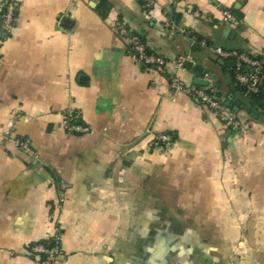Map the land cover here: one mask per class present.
I'll use <instances>...</instances> for the list:
<instances>
[{"label": "crops", "instance_id": "obj_1", "mask_svg": "<svg viewBox=\"0 0 264 264\" xmlns=\"http://www.w3.org/2000/svg\"><path fill=\"white\" fill-rule=\"evenodd\" d=\"M152 1L0 0L16 11L0 28V264H39L31 248L46 242L57 264H264V112L246 113L212 52H262L264 0ZM117 24L167 75L130 57ZM201 74L243 107L241 130L170 91L168 75ZM67 111L89 133L68 135ZM161 134L175 140L157 147Z\"/></svg>", "mask_w": 264, "mask_h": 264}, {"label": "built area", "instance_id": "obj_2", "mask_svg": "<svg viewBox=\"0 0 264 264\" xmlns=\"http://www.w3.org/2000/svg\"><path fill=\"white\" fill-rule=\"evenodd\" d=\"M144 2L146 3L145 9L148 12L153 7V1L144 0ZM2 8L5 9V13L3 15L0 14V28L7 32L13 25L15 9L12 4L7 3L1 6L0 12ZM221 21L230 27H235L239 23L237 18L227 10L222 12ZM165 27L167 28V24ZM115 32L130 46L129 55L135 62L144 65L146 69L155 71L160 75H167V65L169 63L156 54H147V47L141 43L138 35L132 33L121 24L115 26ZM194 41L196 42L195 38ZM212 52L221 60H233L234 80L236 83L243 86L247 93L256 95L261 89H264V50L257 55L247 52L240 53L238 51L224 50L221 48H214ZM173 65L177 69H181L184 66V61L178 60L173 62ZM167 79L171 92L187 95L199 108L214 114L226 128H230L234 131L241 130L242 123L238 113L227 108L220 98L209 92L208 86L206 88L195 85L186 86L175 76L168 75ZM202 80L207 81L209 84L211 78L205 75ZM61 127L71 136H82L89 133V128L81 122L79 116L73 111H67L64 114ZM153 141L157 147H168L173 143L170 136L167 134L158 135ZM14 143L17 148L24 153L31 156L34 155L33 148L28 139L15 138ZM31 254L37 258L39 264H57V258L61 255V251L58 247L50 249L43 245H36L31 248ZM42 256L44 257L43 259Z\"/></svg>", "mask_w": 264, "mask_h": 264}, {"label": "trees", "instance_id": "obj_3", "mask_svg": "<svg viewBox=\"0 0 264 264\" xmlns=\"http://www.w3.org/2000/svg\"><path fill=\"white\" fill-rule=\"evenodd\" d=\"M138 2H139V5L141 6V8L143 9V11H145L146 10L145 9V4L146 3L144 2V0H138ZM228 11L230 13H232L237 18L238 21H240L242 19V15H241V13L239 11H236L234 9H231V10H228ZM4 13H5V9L2 8L1 15H3ZM15 16H16V11L14 12V16L13 17H15ZM177 20H178V18L175 17V22ZM138 37H139L141 43L146 46V43H145L144 39L142 38V36L138 35ZM201 42H202V39L199 38V37H196V46L195 47H197V45H200ZM129 51H130V46H129ZM146 52H147V54H152L151 50L148 49V48H147ZM238 52L241 53V51H238ZM222 61H223L224 71L230 76V78L232 80L233 88L237 92H239L247 101V109H246L247 112L246 113H248V115L250 116L252 113L255 114V115H258L256 113V110H261L262 112H264V89H261L260 92L258 94H256V95L247 93L246 89L243 86H241L240 84L236 83L235 80H234V76H233L234 62H233V60L232 59H225V60H222ZM142 67L146 69V67L144 65H142ZM198 77H204V74L198 75ZM208 91L211 92L210 89H208ZM212 94L214 96H216L215 93H212ZM223 104H224V101H223ZM167 135L170 136L172 141L175 140L173 135H171V134H167ZM41 245H43V246H45L47 248H50V249L54 248L50 243H47V242L46 243H42ZM43 258L44 257L42 256V259Z\"/></svg>", "mask_w": 264, "mask_h": 264}, {"label": "water", "instance_id": "obj_4", "mask_svg": "<svg viewBox=\"0 0 264 264\" xmlns=\"http://www.w3.org/2000/svg\"><path fill=\"white\" fill-rule=\"evenodd\" d=\"M189 65H190V63H188V62H185V63H184V67L187 66V68H189ZM193 85L198 86V87L206 88V87L208 86V82L205 81V80H202V79H198V78H196V79L193 80ZM227 103H228V101H227V100H224V104L227 105ZM239 106H240L239 102H236V103H234L232 106H230L229 108H230L233 112H235V113H239V111L243 109L242 106H240V109H239ZM252 116H253V115H252Z\"/></svg>", "mask_w": 264, "mask_h": 264}]
</instances>
